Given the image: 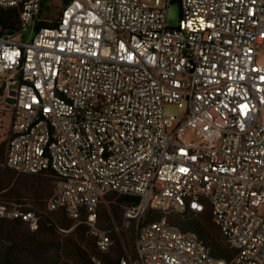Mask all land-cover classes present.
Returning <instances> with one entry per match:
<instances>
[{
  "label": "built area",
  "instance_id": "obj_1",
  "mask_svg": "<svg viewBox=\"0 0 264 264\" xmlns=\"http://www.w3.org/2000/svg\"><path fill=\"white\" fill-rule=\"evenodd\" d=\"M42 4L0 0L20 21L0 35L4 166L53 173L46 209L77 223L83 212L101 254L113 246L96 227L101 200L136 198L122 221L135 227L136 256L120 264H264V0H69L38 28ZM188 129L197 142L183 141ZM207 207L229 261L165 218L141 225L148 210ZM0 220L39 226L14 204Z\"/></svg>",
  "mask_w": 264,
  "mask_h": 264
},
{
  "label": "trees",
  "instance_id": "obj_2",
  "mask_svg": "<svg viewBox=\"0 0 264 264\" xmlns=\"http://www.w3.org/2000/svg\"><path fill=\"white\" fill-rule=\"evenodd\" d=\"M68 1L65 0V3ZM46 2L47 0H43L42 8ZM50 24L40 22L38 28ZM19 29L18 11L0 8V35ZM1 93L0 87V95ZM5 151V145L1 143L0 206L14 204L22 211L34 212L39 218V226L32 231L19 220H0V264H93V258H98L105 264H120L121 259H135V227L132 225L123 228L122 221L123 208L136 203V198L110 193L101 200L96 227L107 231L113 241L110 252L101 254L96 249L95 238L86 224V215L83 212L77 223L69 219L63 210L50 212L46 209L53 192L55 175L51 172L26 175L11 171L4 166ZM162 218L173 229L197 233L216 259H232L233 252L213 224L209 207L202 213L188 209L180 213L166 214L159 210H148L141 225H149ZM214 229L219 238L214 235ZM127 230L134 237L128 238L125 235ZM133 240L134 249L131 252L128 245Z\"/></svg>",
  "mask_w": 264,
  "mask_h": 264
},
{
  "label": "rangeland",
  "instance_id": "obj_3",
  "mask_svg": "<svg viewBox=\"0 0 264 264\" xmlns=\"http://www.w3.org/2000/svg\"><path fill=\"white\" fill-rule=\"evenodd\" d=\"M65 0H47L45 6L42 8L41 11V16L40 18L45 20L46 23H51L54 22L57 17L60 14V11L62 8L65 6ZM180 18V7L179 3L174 1L170 3L168 7V12H167V24L169 27L175 28L178 25ZM28 37V32H25L23 34V38H21V35H18L15 37L16 40H25ZM258 61H262L264 59V46H260L258 49ZM164 112L166 114H177L179 111L175 106H165L164 107ZM10 122H11V115L8 110H6L5 106L0 103V144L3 143L5 145V148L8 143V138H9V127H10ZM197 137L195 136L194 131L188 129L185 134L183 135V141L186 143H191V142H197ZM6 152V151H5ZM52 185L50 184V188ZM167 212H178L172 208H170ZM163 214H166L162 212ZM180 213V212H178ZM130 231H125V235L128 238H131V236L134 237V234H132ZM214 235L216 238H219V235L217 234V231L214 229ZM131 247V252H133L134 249V240L130 241V244L128 245ZM127 250V249H126ZM125 250V253L127 252Z\"/></svg>",
  "mask_w": 264,
  "mask_h": 264
}]
</instances>
